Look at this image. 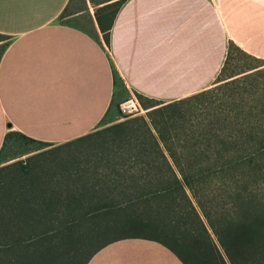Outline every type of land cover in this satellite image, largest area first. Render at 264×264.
Here are the masks:
<instances>
[{
    "label": "trees",
    "instance_id": "obj_1",
    "mask_svg": "<svg viewBox=\"0 0 264 264\" xmlns=\"http://www.w3.org/2000/svg\"><path fill=\"white\" fill-rule=\"evenodd\" d=\"M124 1L96 10L108 45ZM231 46L241 49L231 43L227 60ZM112 67L108 112L125 83ZM227 79L162 103L138 93L150 121L138 115L65 142L102 144L89 158L51 165L39 152L0 167V264H88L125 238L158 241L184 264H264V87L250 73ZM17 135L51 143L10 131L0 163Z\"/></svg>",
    "mask_w": 264,
    "mask_h": 264
},
{
    "label": "crops",
    "instance_id": "obj_2",
    "mask_svg": "<svg viewBox=\"0 0 264 264\" xmlns=\"http://www.w3.org/2000/svg\"><path fill=\"white\" fill-rule=\"evenodd\" d=\"M113 1V0H112ZM115 1V0H114ZM111 2V1H110ZM72 0H0V149L10 131L56 144L93 131L115 90L173 101L210 87L231 43L264 58V0H125L109 45L54 19ZM88 264H184L162 243L125 238Z\"/></svg>",
    "mask_w": 264,
    "mask_h": 264
},
{
    "label": "rangeland",
    "instance_id": "obj_3",
    "mask_svg": "<svg viewBox=\"0 0 264 264\" xmlns=\"http://www.w3.org/2000/svg\"><path fill=\"white\" fill-rule=\"evenodd\" d=\"M110 1L113 2L114 0H72L69 9L59 14L54 19V21L65 22L80 27L100 40L101 37L97 29L96 10L100 6L110 3ZM0 34L3 36V39L0 41V50H3V48H5L6 45L11 42L13 36L10 34ZM101 42L103 43L102 40ZM249 73L250 75H258L257 83L259 87H264V58L254 56L247 53L246 51L231 46L230 55L222 73L216 78V80L210 87L214 86L215 84L221 83L220 80L222 79L228 78L227 80H230L232 78L241 77ZM252 79V77H249L248 81H251ZM245 83L248 84V82L243 81V83L241 82V85H245ZM117 90L118 97L113 103L112 108L110 109L104 120L100 122L94 130L101 129L124 120L120 111L119 104L123 99L131 95V92L127 88L125 83H123L121 80H118ZM163 101L164 100L155 99L147 100L149 104H155L157 102L162 103ZM145 110L146 111L142 115L146 116V118L150 121L148 115L149 109ZM9 147L10 159H6L5 162L0 163V167L20 160V162L25 165L26 162L29 164V156L37 154L39 152H43L39 157L40 159H52L51 162H49L51 165H54L58 158H61L60 160H65L64 163H67L66 165H68L71 162L70 160L74 158V155L82 157L83 159L93 156L96 151H99L101 149L102 144H98L97 142L90 143V141L88 140H75L71 141L68 144L39 143L27 140L22 136L17 135L11 141Z\"/></svg>",
    "mask_w": 264,
    "mask_h": 264
},
{
    "label": "built area",
    "instance_id": "obj_4",
    "mask_svg": "<svg viewBox=\"0 0 264 264\" xmlns=\"http://www.w3.org/2000/svg\"><path fill=\"white\" fill-rule=\"evenodd\" d=\"M120 111L124 119L142 115L144 109L140 99L134 93L120 102Z\"/></svg>",
    "mask_w": 264,
    "mask_h": 264
}]
</instances>
